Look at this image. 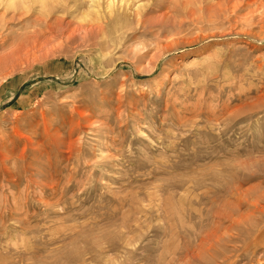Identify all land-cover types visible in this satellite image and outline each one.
Returning <instances> with one entry per match:
<instances>
[{
    "label": "rangeland",
    "instance_id": "rangeland-1",
    "mask_svg": "<svg viewBox=\"0 0 264 264\" xmlns=\"http://www.w3.org/2000/svg\"><path fill=\"white\" fill-rule=\"evenodd\" d=\"M0 264H264V0H0Z\"/></svg>",
    "mask_w": 264,
    "mask_h": 264
},
{
    "label": "bare ground",
    "instance_id": "bare-ground-1",
    "mask_svg": "<svg viewBox=\"0 0 264 264\" xmlns=\"http://www.w3.org/2000/svg\"><path fill=\"white\" fill-rule=\"evenodd\" d=\"M103 1V0H102ZM117 1H119V0H107V3H108V5H111L112 3L114 4L115 2H117ZM121 1H123V0H121ZM97 2H100V0H97ZM100 4V3H99ZM99 4H97V5H99Z\"/></svg>",
    "mask_w": 264,
    "mask_h": 264
}]
</instances>
